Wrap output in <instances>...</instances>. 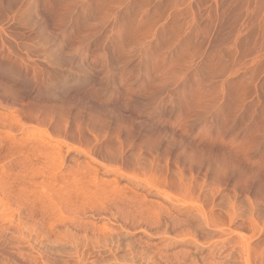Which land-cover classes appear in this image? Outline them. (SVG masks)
<instances>
[{
    "label": "rangeland",
    "instance_id": "rangeland-1",
    "mask_svg": "<svg viewBox=\"0 0 264 264\" xmlns=\"http://www.w3.org/2000/svg\"><path fill=\"white\" fill-rule=\"evenodd\" d=\"M0 264H264V0H0Z\"/></svg>",
    "mask_w": 264,
    "mask_h": 264
},
{
    "label": "bare ground",
    "instance_id": "bare-ground-1",
    "mask_svg": "<svg viewBox=\"0 0 264 264\" xmlns=\"http://www.w3.org/2000/svg\"><path fill=\"white\" fill-rule=\"evenodd\" d=\"M96 178H97V177H96ZM96 178H94V180H95ZM100 180H101V179H100ZM97 181H98V180H97ZM101 181H102V180H101ZM102 182H103V181H102ZM98 183H99V182H98ZM89 184H90V183H89ZM93 184H94V183H93ZM114 184H115V183H114ZM98 185H100V183H99ZM115 185H116V184H115ZM94 186H96V187L94 188V190H95V191L98 190V193L101 192V191H104L103 189L101 190V188L103 187V185H102L101 188H100L101 185L98 187L97 185L94 184L93 187H94ZM97 188H99V189H97ZM103 188L106 190V187H103ZM112 189H113V191L115 190V188H112ZM112 189H111V191H112ZM89 190L91 191V190H93V188H91V189L89 188ZM108 190H109V188H108ZM118 190H119V188H118ZM95 191H94V192H95ZM115 191H116V190H115ZM115 191H114V192H115ZM120 191H121V190H120ZM120 191H119V192H120ZM92 192H93V191H92ZM121 192L123 193V191H121ZM95 193H97V192H95ZM95 193H93V194H95ZM117 193H118V192H117ZM131 193H133V192H131ZM117 195H118V194H117ZM118 196H119V195H118ZM127 196H128V195H127ZM127 196H126V197H127ZM132 196L134 197V199H132V200L129 199V201L131 200V202H132L133 200H136V204H135V202H133L134 204H133V203H132V204L130 203V205H132L133 208H134V207L136 208L135 211H134V214H135V215L132 214V215H134L133 218H134V217L137 218V217H139V216L143 217V219L146 218L145 221L148 222V226H149V225H156V224L158 225V224H159V223H158V220H159L161 217H164L165 215L167 216L168 213L166 214L164 208H160V207H159V208H157V207L155 208L154 206H153V207H148V205H146V204L144 205V202H141L142 200L139 198L138 195L135 194V195H132ZM132 196H128V198H129V197H130V198H133ZM123 197H125V195H123L122 198H123ZM126 197H125V198H126ZM120 198H121V195H120ZM125 198H124V200H125ZM128 198H127V200H128ZM142 198H143V197H142ZM127 200H126V201H127ZM126 203H127V202H126ZM142 203H143V204H142ZM133 205H134V206H133ZM139 205H140V208L142 207L143 210H146V212L144 211L145 213L139 211ZM129 207H131V206H129ZM132 207H131V208H132ZM145 207H146V209H144ZM133 208H132V209H133ZM142 209H141V210H142ZM180 211H183V209H182V210L180 209ZM190 211H191V210H189V208L184 207V212H188V213H189ZM136 212H137V214H138V213L140 214V215L138 214L137 217H136ZM164 214H165V215H164ZM163 215H164V216H163ZM168 215H169V214H168ZM130 216H131V215H130ZM131 217H132V216H131ZM139 218H140V217H139ZM72 221H73V220H72ZM159 221H160V220H159ZM74 222H75V221H74ZM155 223H156V224H155ZM73 225H74V226H73L74 228L76 227V229H79V230H80V228L82 229V228L86 227V226L83 227L82 224H79V222H77V221H76ZM84 229H87V228H84ZM68 230H69V229H68ZM82 230H83V229H82ZM87 230H88V232L90 231L89 229H87ZM87 230H84V231L87 232ZM70 231H71V230H70ZM74 231H75V230H74ZM76 231H77V230H76ZM79 232H81V231H79ZM79 232L76 233V236H77V237L79 236ZM86 232H81V233H80V236H79V237H81V238L79 239V237H78V239L81 240V239L83 238L84 240H88L89 237L86 236ZM126 233H127L126 235H129L128 232H126ZM91 236H93V234H92ZM100 236H101V235H100ZM95 237L98 238V241H100V240L108 241V239H109L110 241H112V240L114 239L112 236H106V235H104V236L102 235V238H103V239H102L101 237H100L101 239H99V236H93L92 239L95 238ZM117 238H118V237H117ZM117 238H116V243L119 241ZM83 239H82V240H83ZM89 239H90V240H89L90 242H92V241L95 240V239H93V240L91 241V237H90ZM76 240H77V239H76ZM96 240H97V239H96ZM96 240L94 241V244H95ZM92 243H93V242H92ZM99 243H100V242H99ZM96 244H97V242H96ZM127 249H128V250H132V248L130 247V245H127ZM142 252H143V251H142Z\"/></svg>",
    "mask_w": 264,
    "mask_h": 264
}]
</instances>
